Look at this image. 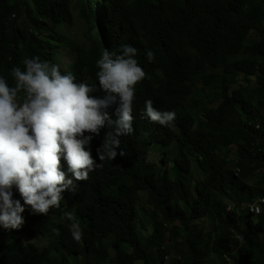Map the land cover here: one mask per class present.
I'll return each mask as SVG.
<instances>
[{"label": "trees", "instance_id": "obj_1", "mask_svg": "<svg viewBox=\"0 0 264 264\" xmlns=\"http://www.w3.org/2000/svg\"><path fill=\"white\" fill-rule=\"evenodd\" d=\"M75 16L86 26L80 38L63 29ZM122 45L138 49L146 73L135 86L134 132L119 137L125 155L99 161L97 149L114 131L105 124L90 144L102 166L47 215L34 213L14 186L26 222L0 226V264H264V0H0V73L10 86L24 58L59 66L65 54L71 62L61 74L95 84L93 95L102 96L96 61L105 51L120 55ZM149 98L175 111L170 128L146 116ZM153 147L166 159L144 163ZM251 205L260 207L257 217ZM65 213L79 221L80 242Z\"/></svg>", "mask_w": 264, "mask_h": 264}, {"label": "clouds", "instance_id": "obj_2", "mask_svg": "<svg viewBox=\"0 0 264 264\" xmlns=\"http://www.w3.org/2000/svg\"><path fill=\"white\" fill-rule=\"evenodd\" d=\"M121 49L115 58L105 51L96 61L102 96L93 95L95 84L76 82L71 73L61 74L59 66L67 71L71 62L65 54L59 57V66L39 56L24 58L23 70L11 69L13 86L0 73V226L4 229H18L24 223L25 209L13 199L14 186L34 213L47 215L51 208L60 207L65 191L74 192V181L87 180L90 172L102 166L91 154L90 144L105 124L114 126V131L97 149L99 161L125 155L119 137L134 131L135 86L146 73L134 58L135 47L122 45ZM64 52L61 48L60 53ZM146 58L154 61V52L147 50ZM145 114L161 126H172L176 118L175 111L158 110L151 99L145 101ZM150 160L147 156L145 163ZM251 211L257 217L261 209L255 206ZM65 216L71 221L72 239L80 242L79 221L71 213Z\"/></svg>", "mask_w": 264, "mask_h": 264}, {"label": "rangeland", "instance_id": "obj_3", "mask_svg": "<svg viewBox=\"0 0 264 264\" xmlns=\"http://www.w3.org/2000/svg\"><path fill=\"white\" fill-rule=\"evenodd\" d=\"M12 7H6L5 9H3V13L5 15H8L12 12ZM77 18V19H76ZM79 19L77 16L74 17V20L63 26V29L65 30L66 33H69L71 34L72 36H76V38H80L83 34H84V30H86V27H85V24H84V21ZM82 23V24H81ZM77 24H81V26L77 25ZM70 25V26H69ZM78 26V27H77ZM85 27V28H84ZM71 29V30H70ZM69 30V31H68ZM77 31V32H76ZM75 34V35H73ZM64 48H62L63 50ZM63 57V56H62ZM64 61L68 62V59H66L65 57L62 58ZM254 81V80H253ZM238 82H239V76L237 77V82L235 83V85L237 86L238 85ZM195 107H196V104H195ZM199 112L198 110H196V113ZM154 152H153V151ZM150 153L148 155V157L150 156L152 160H156L157 162V159L159 158L158 161H160L162 158L166 159V157L163 156V154L161 155V153L163 152V150H160L156 147H153L151 148L150 150ZM175 150L171 153V155H175ZM161 155V156H160ZM152 160H150V162L152 163ZM168 163L166 161L163 162L162 166H161V173L165 172L167 169H168ZM193 196V195H192ZM144 217V216H143ZM140 220V219H139ZM201 224H200V227H202V229L204 231H207L210 229V225H209V222H208V218L207 220L203 218L202 221H200ZM147 226V223L143 226L142 224L139 225V228H142V227H146ZM49 243V242H47ZM55 253H56V250H55ZM54 253V254H55Z\"/></svg>", "mask_w": 264, "mask_h": 264}, {"label": "bare ground", "instance_id": "obj_4", "mask_svg": "<svg viewBox=\"0 0 264 264\" xmlns=\"http://www.w3.org/2000/svg\"><path fill=\"white\" fill-rule=\"evenodd\" d=\"M167 1H168V0H167ZM144 2H145V1H144ZM145 3H146V2H145ZM167 4H168V3H167ZM170 4H173V3H170ZM123 6H124V5H123ZM142 6H143V5H142ZM173 7H174V6H173ZM122 8H123V7H122ZM149 8H150V7H149ZM171 8H172V7H171ZM151 9H153V8H151ZM168 9H169V8H168ZM138 10H139V9H138ZM147 10H148V9H147ZM145 11H146V10H145ZM153 11H154V10H153ZM158 11H160V10L158 9ZM122 12H123V11H122ZM147 12H149V11H147ZM150 12H151V11H150ZM161 12H162V11H161ZM170 12H171V10H170ZM153 13H155V12H153ZM158 13H159V12H158ZM133 14H134V13H133ZM151 14H152V12H151ZM134 16H135V15H134ZM145 16H146V15H145ZM77 17H78V16H77ZM109 17H110V16H109ZM137 18H138V16H137ZM143 18H144V17H143ZM76 19H77V18H76ZM79 19H80V18H79ZM110 19H111V17H110ZM116 19H117V18H116ZM80 21H81V20H80ZM119 22H121V21L119 20ZM117 23H118V22H117ZM81 24H82V23H81ZM81 24H77V25L81 26ZM69 26H70V25H69ZM108 26H109V25H108ZM131 26H132V25H131ZM77 27H78V26H77ZM81 27H82V26H81ZM85 27H86V26H85ZM85 27H84V28H85ZM93 29H94V28H93ZM116 29H117V28H116ZM65 30H66V29H65ZM70 30H71V29H70ZM117 30H118V29H117ZM68 31H69V30H68ZM84 31H85V30H84ZM99 31H100V30H99ZM113 31H114V30H113ZM124 31H125V30H124ZM76 32H77V31H76ZM121 32H122V31H121ZM91 33H92V31H91ZM96 33H97V32H96ZM112 33H113V32H112ZM112 33H111V34H112ZM114 33H116V32H114ZM87 34H88V33H87ZM121 34H122V33H121ZM124 34H125V33H124ZM73 35H75V34H73ZM98 35H99V33H98ZM114 35H115V34H114ZM75 37H76V36H75ZM85 37H86V36H85ZM110 37H111V35H110ZM117 37H118V36H117ZM123 37H124V36H123ZM134 37H135V36H134ZM88 38H89V37H88ZM97 38H98V37H97ZM111 38H112V37H111ZM114 38L116 39V37H114ZM125 38H126V37H124V38H122V39L124 40ZM127 38H128V37H127ZM122 39H121V40H122ZM80 40H81V39H80ZM84 40H85V39H84ZM88 40H89V39H88ZM102 40H103V39H102ZM112 40H113V39H112ZM125 40H126V39H125ZM97 42H98V41H97ZM97 42H96V43H97ZM122 42H123V41H122ZM125 42H126V41H125ZM96 43H95V44H96ZM104 43H105V42H104ZM104 43H103V44H104ZM118 43H119V42H118ZM120 43H121V42H120ZM120 43H119V44H120ZM127 43H128V42H127ZM123 44H125V43H123ZM97 45H98V44H97ZM103 46H104V45H103ZM118 46H120V45H118ZM61 47H62V46H61ZM95 47H96V46H95ZM100 48H101V47H100ZM137 48H138V47H137ZM65 49H66V48H65ZM118 49H119V47H118ZM137 50H138V49H137ZM75 51H76V50H75ZM113 51H114V50H113ZM139 52H140V49H139ZM143 52H144V51H143ZM69 54H70V53H69ZM75 55H76V54H75ZM115 55H116V54H115ZM138 55L140 56V53H139ZM113 56H114V55H113ZM144 56H145V55H144ZM59 57H60V56H59ZM63 57H64V56H63ZM63 57H62V58H63ZM98 57H99V56H98ZM135 57H137V56H135ZM135 57H134V58H135ZM91 58H92V57H91ZM135 59H136V58H135ZM139 60H140V59H139ZM143 60H144V59H143ZM80 62H81V60H80ZM155 62H156V61H155ZM75 64H77V63H75ZM153 65H154V64H153ZM205 65H206V64H205ZM149 66H150V65H149ZM155 66H156V65H155ZM221 66H222V65H221ZM224 66H225V65H224ZM152 68H154V67H152ZM158 68H159V67H158ZM203 68H204V67H203ZM220 68H221V67H219V69H220ZM222 68H223V66H222ZM82 69H83V68H82ZM144 69H145V68H144ZM144 69H143V70H144ZM160 70H161V69H160ZM224 70H225V69H224ZM82 71H83V70H82ZM82 71H81V72H82ZM154 71H155V70H154ZM196 71H197V70H196ZM225 71H226V70H225ZM158 72H159V70H158ZM158 72H157V73H158ZM82 73H83V72H82ZM157 73H156V74H157ZM212 73H213V72H212ZM228 73H229V72H228ZM162 74H163V73H162ZM194 74H195V73H194ZM147 75H148V74H147ZM217 75H218V74H217ZM224 75H226V73H224ZM86 76H87V75H86ZM95 76H96V74H95ZM158 76H159V75H158ZM193 76H194V75H193ZM195 76H196V75H195ZM218 76H220V75H218ZM222 76H223V74H222ZM79 77H80V76H79ZM146 77H149V76H146ZM161 77H163V76H161ZM223 77H224V76H223ZM163 78H164V77H163ZM157 79H158V78H157ZM188 79H189V78H188ZM229 79H230V77H229ZM148 80H149V79H148ZM204 80H206V79H204ZM83 81H84V80H83ZM95 82H96V81H95ZM141 82H142V81H141ZM147 82H148V81H147ZM154 82H155V81H154ZM139 83H140V82H139ZM187 84H188V83H187ZM229 84H230V83H229ZM144 85H145V83H144ZM154 85H155V84H154ZM154 85H153V86H154ZM150 86H151V85H150ZM139 87H140V86H139ZM152 89H153V88H152ZM162 89H163V88H162ZM162 89H159V90H162ZM154 91H155V90H154ZM157 91H158V90H157ZM157 91H156V95L158 94ZM147 92H148V91H147ZM149 92H150V91H149ZM161 92H162V91H161ZM98 93H99V91H98ZM141 93H142V92H141ZM141 93H140V94H141ZM159 93H160V92H159ZM153 94H154V93H153ZM97 95H98V94H97ZM154 95H155V94H154ZM158 95H159V94H158ZM98 96H99V95H98ZM193 96H194V95H193ZM153 97H154V96H153ZM149 99H150V98H149ZM198 99H199V98H198ZM153 100H154V99H153ZM195 100H196V99H195ZM153 103H154V102H153ZM179 108H180V107H179ZM132 115H133V114H132ZM134 124H135V122H134ZM135 125H136V124H135ZM168 127H169V126H168ZM169 128H170V127H169ZM144 130H146V129H144ZM135 131H136V129H135ZM133 132H134V131H133ZM139 132H140V131H139ZM161 133H162V132H161ZM132 135H133V134H132ZM156 136H157V135H156ZM135 137H136V136H135ZM128 139H129V138H128ZM152 139H153V138H152ZM240 139H241V138H240ZM132 140H133V138H132ZM144 140H145V139H144ZM98 141H99V140H98ZM95 142H96V141H95ZM151 142H152V141H151ZM233 142H234V141H233ZM233 142H232V143H233ZM96 143H97V142H96ZM235 144H237V143H235ZM249 144H250V141H249ZM94 145H95V144H94ZM100 145H101V143H100ZM141 146H142V145H141ZM145 146H147V145H145ZM145 146L143 145L142 148H143V147L145 148ZM148 146H149V145H148ZM152 146H153V145H152ZM90 148H91V147H90ZM142 148H141V149H142ZM144 148H143L142 150H144ZM147 148H148V147H147ZM147 148H145V149H147ZM141 149H140V150H141ZM142 150H141V151H142ZM141 151H139V147H138V151H137V153H138V152H141ZM152 151H153V150H152ZM135 152H136V151H135ZM153 152H154V151H153ZM236 152H237V151H236ZM243 152H244V151H243ZM229 153H230V152H229ZM128 155H129V154H128ZM135 155H136V154H135ZM230 155H232V153H231ZM240 155H241V152H240ZM137 157H138V156H137ZM229 157H230V156H229ZM241 157H242V156H241ZM244 157H245V156H244ZM230 158H232V157H230ZM237 158H239V156H238ZM242 158H243V157H242ZM233 159H234V158H233ZM244 159H245V158H244ZM128 160H129V159H128ZM137 160H138V159H137ZM140 161H141V160H140ZM140 161H139V162H140ZM142 161H144V160H142ZM231 161H232V160H231ZM240 162H241V160H240ZM243 162H244V160H243ZM144 163H145V162H144ZM144 163H143V164H144ZM148 163H149V162H148ZM219 163H220V162H219ZM227 163H229V162L227 161ZM106 164H107V163H106ZM132 164H133V161H132ZM134 164H135V163H134ZM138 164H139V163H137V165H138ZM151 164H152V163H151ZM154 164H155V163H154ZM154 164H153V165H154ZM156 164H157V163H156ZM243 164H245V163H243ZM135 165H136V164H135ZM153 165H152V166H153ZM189 165H190V164H189ZM244 166H245V165H244ZM114 167H115V166H114ZM128 168H129V167H128ZM154 168H155V167H154ZM183 168H184V167H183ZM183 168H181V169H183ZM186 168H188V166H186ZM186 168H185V169H186ZM189 168H190V166H189ZM245 168H246V167H245ZM130 169H132V168L130 167ZM192 169H193V168H192ZM246 169H247V168H246ZM97 170H98V169H97ZM133 170H134V169H133ZM193 170H194V169H193ZM114 171H115V170H114ZM230 171H231V170H230ZM232 171H233V170H232ZM97 172H98V171H97ZM198 172H199V170H198ZM243 172H244V171H243ZM245 172H246V170H245ZM92 173H93V172H92ZM260 173H261V172H260ZM99 174H100V173H99ZM189 174H191V173H189ZM189 174H188V175H189ZM249 174H251V173H249ZM91 175H92V174H91ZM192 175H193V173H192ZM241 175H242V173L240 174V176H241ZM244 175H247V176H248V174H244ZM147 176H149V175H147ZM184 176H185V175H184ZM89 177H90V176H89ZM152 177H153V176H152ZM187 177H188V176H187ZM192 177H193V176H192ZM148 178H149V177H148ZM245 178H246V177H245ZM189 179H190V178H189ZM191 179H192V178H191ZM191 179H190V180H191ZM178 180H179V179H178ZM187 180H188V179H187ZM200 181H201V180H200ZM246 181H247V180H246ZM74 182H75V181H74ZM77 183L79 184V182H77ZM197 183H198V182H197ZM85 184H86V183H85ZM109 185H110V184H109ZM190 186H191V185H190ZM77 188H78V187H77ZM80 188H81V187H80ZM188 188H189V187H188ZM107 189H108V188H107ZM76 190H77V189H76ZM82 190H83V187H82ZM74 191H75V190H74ZM192 191H193V190H192ZM192 194H193V193H192ZM65 195H66V193H65ZM19 197H20V196H19ZM263 197H264V196H263ZM18 199H19V198H18ZM61 201H62V200H61ZM216 208L218 209V207H216ZM244 210H245V209H244ZM246 210H247V209H246ZM263 210H264V209H263ZM239 211H240V210H239ZM239 211H238V212H239ZM241 211H243V210H241ZM32 214H33V213H32ZM253 214H254V213H253ZM39 215H41V214H39ZM30 220H31V219H30ZM30 220H29V222H31ZM25 222H26V221H24V223H25ZM29 222H28V223H29ZM27 226H28V225H27ZM201 228H202V227H201ZM55 229H57V228L55 227ZM66 229H68V228H66ZM181 230H182V229H181ZM11 231H12V230H11ZM39 231H40V230H39ZM35 232H36V231H35ZM8 233H9V231H8ZM37 233H38V231H37ZM40 233H41V232H40ZM205 233H206V232H205ZM62 234H63V233H62ZM44 235H45V234H44ZM42 236H43V235H42ZM205 237H206V236H205ZM58 239H59V238H58ZM61 239H62V238H61ZM2 240H3V239H2ZM45 240H46V239H45ZM49 241H50V240H49ZM25 242H26V241H25ZM25 242H24V243H25ZM52 243H53V242H52ZM8 244H9V243H8ZM51 245H52V244H51ZM95 245H96V244H94V246H95ZM92 249H94V248L92 247ZM232 262H233V261H232Z\"/></svg>", "mask_w": 264, "mask_h": 264}, {"label": "built area", "instance_id": "obj_5", "mask_svg": "<svg viewBox=\"0 0 264 264\" xmlns=\"http://www.w3.org/2000/svg\"><path fill=\"white\" fill-rule=\"evenodd\" d=\"M256 127L259 128V126H256ZM238 172H239V171H238ZM260 203H261V204H264V198L260 200ZM252 207H255V206H254V205H251V206H250V212H251V213H254L253 211H251V208H252ZM254 215L256 216L257 214L255 213Z\"/></svg>", "mask_w": 264, "mask_h": 264}]
</instances>
